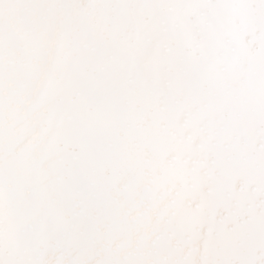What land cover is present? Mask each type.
Masks as SVG:
<instances>
[{
    "label": "snow or ice",
    "instance_id": "6c2138e0",
    "mask_svg": "<svg viewBox=\"0 0 264 264\" xmlns=\"http://www.w3.org/2000/svg\"><path fill=\"white\" fill-rule=\"evenodd\" d=\"M0 264H264V0H0Z\"/></svg>",
    "mask_w": 264,
    "mask_h": 264
}]
</instances>
